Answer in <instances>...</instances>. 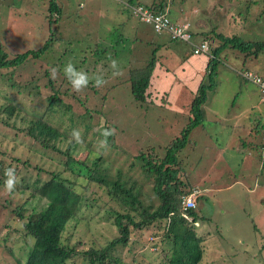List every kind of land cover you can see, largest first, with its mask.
<instances>
[{"label": "rangeland", "instance_id": "obj_1", "mask_svg": "<svg viewBox=\"0 0 264 264\" xmlns=\"http://www.w3.org/2000/svg\"><path fill=\"white\" fill-rule=\"evenodd\" d=\"M50 1L0 0V44L9 55H14L30 49H39L49 41V47L42 56L46 62L57 61V65L62 69L67 63L76 62L79 63L76 66H80V70L86 72V68H92L100 78L106 79L105 83L95 87L96 90H101L98 94L90 89L85 92L68 90L63 99L72 106L76 115L82 114L81 120L77 122L83 125L82 132L86 134L85 140L84 136L80 135L82 140L79 146L76 144L78 147L74 149V157L85 159L90 156L92 159L97 154H102L109 162L112 161L111 172L117 171L118 168H123L124 172L131 169L129 164L132 162V156L138 154L139 150L146 151L154 146L163 153L168 143L181 134L189 121L187 113L173 111L166 102L167 97L157 96L155 91H150L149 100H152V103L137 101L128 80L131 72L136 75L139 71L136 68L145 67L153 57L162 59V63H165L167 56L168 63L174 68L192 53L207 54L211 60L215 57L214 50L222 44L217 36H214L213 32L216 31L229 36L238 35L246 40H264V0H156L164 1L170 6V18L174 9L188 7V10H193L191 16L195 22L192 20V24L189 23V29L191 32H194L193 29H203V33L196 32L194 37L192 35L185 40L172 39L171 32L157 31L152 23L136 16L134 10L138 4L137 0H57L61 11L52 15L49 10ZM200 22H205L206 26ZM50 35L53 37L52 41L49 39ZM204 38L209 41V51L195 53L205 42ZM218 60L217 71L212 80L209 82V69L204 80L205 83L214 84L213 88L208 89V98L204 103L208 112L215 106L220 108L224 102L230 107L231 101L235 99V109L249 103L250 99L244 101L246 89L249 93L259 89L261 96L259 85L244 78L243 72L260 74L257 67H264V52L256 57L242 52L239 48L228 47L219 53ZM100 64H103V68H99ZM240 70L241 75L237 73ZM4 89L7 90L3 92ZM8 91L15 92L0 75V119L3 118L4 121L0 122V150L3 152H0V164L4 167L11 164L15 169L17 188L19 184L33 182L38 177L42 180L48 179L53 171L64 172L63 175L73 180L75 176L64 166L66 157L43 148L35 149L27 139H22L17 132L6 126L15 124L21 127L28 123L29 119L23 111L16 110L12 114L2 111L1 106L7 102ZM88 91L93 98L99 96L98 100L94 102L87 99ZM101 93L108 95L102 115L99 102ZM21 97L23 103L20 105L28 106V100L24 99L23 95ZM101 97L103 99V96ZM178 98L181 101L187 100L185 93L178 94ZM79 99L84 104L80 103ZM87 109L91 112L84 118ZM226 112L234 113L232 109ZM263 116L264 110L263 115L262 111L257 113L258 119H263ZM110 118L113 123L106 125L105 121ZM221 118H224V115L219 116V119ZM83 119L90 125L89 128L84 129ZM213 122L215 121L211 118L208 121L206 119L205 127L193 128L189 136L190 142L181 153L191 182L202 189L194 187L201 191L197 208L202 217L196 223L197 231L203 237L204 255L200 264H264V202L257 201V185L264 182V176L258 168L264 164L263 153L260 150L251 151L252 147L248 143L245 150L242 146L238 147L242 149L240 153L242 152L243 156L232 157V150L227 148L223 154L227 159L220 158V149L213 137ZM217 122L226 125L225 118ZM107 126L112 127L115 135L111 138L113 146H108L107 137L101 135V130H107ZM222 130L225 132L226 128ZM91 132L96 133V136H89ZM243 132L245 131L235 129L236 140ZM257 134L259 135H255L259 143L263 136L261 131ZM91 139V146L96 151L89 155L87 141ZM102 140L106 141L103 146ZM193 141H196V144ZM237 142L232 141V145ZM57 144L66 150L68 140L57 141ZM99 151L101 153H97ZM24 161L30 162V165ZM88 164L92 165L93 160H89ZM243 164H251L257 172V177L243 178ZM24 168L31 174H24ZM135 169L137 168L130 173L144 180L142 170ZM4 170L0 169V175ZM239 179L243 180L236 183ZM0 181L4 182V179L0 177ZM245 185L251 186V189L255 188V191L248 194ZM85 193L87 199H98L92 207L84 204L81 209L84 219L78 223L76 229H72L71 241H84V244L78 247L80 249L91 248L92 243L87 244L88 241L97 240V245H104L120 235L112 218L102 217L106 212L102 206L108 201L104 187H97L92 183ZM15 194L4 186L1 187V196L10 195L12 202ZM142 197L147 204H159L150 185L144 188ZM1 220H4L5 224L0 225V264L23 263L32 240L24 235L22 223L15 214H8L0 208V224ZM163 235L164 232L154 226L133 230L128 244L117 246L115 253L124 263L164 264L169 244L163 241ZM67 264H85V257L72 259Z\"/></svg>", "mask_w": 264, "mask_h": 264}, {"label": "trees", "instance_id": "obj_2", "mask_svg": "<svg viewBox=\"0 0 264 264\" xmlns=\"http://www.w3.org/2000/svg\"><path fill=\"white\" fill-rule=\"evenodd\" d=\"M56 1H50V15L61 11ZM145 6L154 12L167 15L160 4L153 3ZM216 36L222 44L214 50L215 57L208 62L209 82L216 74L218 56L224 49L239 48L242 52L245 51L256 57L264 52V40H246L238 35L229 36L217 31ZM52 38L50 35L51 41ZM48 42L39 49H30L14 55H9L0 44V75L3 76L6 84L15 90V92H7V102L2 104V111L12 114L19 110L29 117L28 123L21 127L15 124H6V126L17 132L16 134L22 139H27L35 149L43 148L66 157L65 169L75 176L71 180L62 174L64 172L53 171L48 179L42 180L38 177L33 182L21 183L19 188L16 186L11 191L16 193L14 202L9 199L10 195L1 196V187L4 186V182L0 181V208L8 214H15L22 223L24 235L32 240L25 261L20 264H67L70 260L81 257H85V264H129L124 263L115 253L117 246L127 245L133 230L152 226L164 232L163 241L169 244V252L164 264H200L204 255L203 237L197 231L196 222L202 216L197 207L188 211L182 208L184 196L189 195L194 186L184 166L181 153L190 142L189 136L192 129L204 124L203 105L208 98V89L213 88L214 84L201 83L191 104L188 123L181 134L168 143L163 153L154 146L146 151L139 150L138 154L132 156V162L129 164L131 169L124 172L123 168H118L117 171L111 172L112 161L109 162V159L102 154H97L92 159L90 156L85 159L74 157V149L79 146V143L72 139V130H79L80 135L84 136V140L86 139V134L82 132L83 125L77 122L81 120L82 114L76 115L72 106L63 99V96L67 95L66 91L73 90L63 69L59 68L57 61L49 63L42 57L49 47ZM75 58L78 59L77 56ZM156 61L157 57H153L145 67L136 68L139 70L136 75L131 72V77L128 78L132 94L137 101L153 102L149 100L151 98L149 88ZM75 63H73L74 66L79 65ZM53 67L56 69L54 76L51 72ZM76 68L79 69L80 66ZM99 68H103V64H100ZM85 71L88 72L90 81L88 86L80 91L85 92L86 89H90L98 94L101 90L95 89L100 86L95 85V78L100 76L92 68H86ZM102 80L106 82L105 78ZM5 90L7 89L3 92ZM88 93L90 96L89 91ZM21 95L30 103L28 106L20 105L23 103ZM89 96L86 95V98L94 102L99 98V96L94 98ZM107 99L108 95L101 93L100 115L104 113ZM79 100L84 104L81 99ZM90 112L91 110L87 109L84 118ZM112 121V118L107 119L105 124L109 125L113 123ZM0 122H4L3 118ZM89 127L90 125L84 120V129ZM106 128L110 132L106 138L107 145L113 146L111 138L115 135L112 127ZM89 136H96V133L91 132ZM62 140H68L66 150L57 144V141ZM88 143L87 147L91 155L96 149L91 146L92 139L88 140ZM0 152L3 153L1 150ZM89 160H93L92 165L88 164ZM24 163L30 165V162L24 161ZM9 167L11 164L5 167L0 164L1 170ZM134 168L142 170L144 180L130 173L134 171ZM23 173L31 174L27 169ZM1 174L4 175V173ZM2 175L0 177L5 179ZM92 183L97 187H104L108 201L102 206L106 211L102 217L112 218L120 235L104 245H97V240L88 241L87 244L92 243L91 248L80 249L78 247L84 244V241H77L78 245L72 242V229H76L78 223L84 219L83 215L81 216L84 204L92 207L97 202L98 198L87 199L85 193ZM147 185L151 186L153 194L159 200L158 206L145 203L142 192ZM108 204L111 205L107 206ZM4 222L1 220L0 225L3 226ZM255 228L259 230L256 226Z\"/></svg>", "mask_w": 264, "mask_h": 264}, {"label": "crops", "instance_id": "obj_3", "mask_svg": "<svg viewBox=\"0 0 264 264\" xmlns=\"http://www.w3.org/2000/svg\"><path fill=\"white\" fill-rule=\"evenodd\" d=\"M187 1V0H186ZM138 3L143 4L142 6L147 7L145 5H151L153 3L160 4L163 7V10L168 13H171V8L168 4H166L164 1L157 2L156 0L151 1H145V0H137ZM149 8V7H147ZM168 8L170 11H168ZM174 14L170 18L173 23L180 24V23H191L193 10H188V7L186 8H179L174 9ZM195 22V20H193ZM197 22V21H196ZM199 23V22H198ZM205 22H200L201 25L206 26L204 24ZM203 30V29H202ZM202 30H194L192 34L195 35L196 32H202ZM203 33V32H202ZM211 33V32H210ZM209 33V34H210ZM214 36L216 35L215 32ZM218 33V31H217ZM221 33V32H220ZM224 34V33H223ZM193 35V37H194ZM163 36V34H162ZM213 36V37H214ZM205 40V38H204ZM203 41V40H202ZM219 41V39H218ZM209 43V41L207 40ZM167 45L166 43H162ZM210 45V44H209ZM211 47V46H210ZM258 57V56H257ZM162 59H158L156 61V65L153 71V76L151 78V85L149 88V91H155V94L157 96L162 95L163 97H167L166 102L169 103L170 108H172L173 111L182 113H187L190 116L191 113V104L194 99L195 93L198 92V89L200 87V84L204 82L206 71L208 70V62L210 60V57L207 54L202 55H195L191 54L188 55L185 60L180 62L179 65H177L175 68L172 67L168 61L166 56L165 63H162ZM257 72L260 73L261 76H264V67L258 66ZM241 71H237L239 75H241ZM241 77V76H240ZM185 93V97H187V100L181 101L180 98H178V94ZM247 99H250V102L247 104H242L239 106L238 109H235L236 106V99L232 100L229 105L224 102V105L219 108L218 106H215V108H210L209 112L206 110L205 106L203 105L204 113H205V121L207 119L214 120V133L213 137L217 141V147L220 149L218 156L222 159H227L224 154V149L230 148L232 150L233 156L232 157H241L243 156L242 149H239L238 147L242 146L245 150L247 144L252 147L251 151L253 150H260L263 153V159H264V138L263 136V125H264V118H257V113L264 110V105L261 100V96L259 93V89H256V91L248 92V89L245 90L244 93V101ZM233 110V114L227 113L226 110L230 111ZM224 115V118L226 119V125L219 124L217 120L219 119V116ZM262 117V116H261ZM264 117V116H263ZM204 121L203 127L206 126V123ZM201 126V125H200ZM212 128V127H211ZM226 128L225 132H223L222 129ZM239 129L243 132L240 137H238V140H236L234 136L235 129ZM262 132V141L258 143L256 135L257 132ZM222 134V136H221ZM256 134V135H255ZM229 136V137H228ZM223 139V140H221ZM232 141H238L236 145H232ZM194 144H196V141H193ZM243 178L249 177L250 179L257 177V172H255V168L251 164H243ZM260 168L261 174L264 176V164H262L258 167ZM243 179H239L236 181V183H241ZM193 184V182H192ZM194 187L200 186L193 184ZM231 186V185H230ZM247 188V193L250 194L253 191H255V188H250L251 186L245 185ZM257 193H258V200L257 201H263L264 202V182L258 183L257 185ZM202 190V189H201Z\"/></svg>", "mask_w": 264, "mask_h": 264}, {"label": "built area", "instance_id": "obj_4", "mask_svg": "<svg viewBox=\"0 0 264 264\" xmlns=\"http://www.w3.org/2000/svg\"><path fill=\"white\" fill-rule=\"evenodd\" d=\"M136 6L137 7L134 10V14L136 16H141L145 21L152 23L157 31H170L173 39H185L192 37V32L189 29V23L175 24L165 13L154 12L150 8L144 7L142 5ZM200 51H202L203 53H207L209 51V45L207 41H205L200 46V48L198 47L195 50V53H200ZM243 77L259 85L261 92V100L264 105V77L257 73L255 75L250 71H244ZM198 195L199 189L195 188L189 195L184 196V199L182 201V208L184 211L189 209H195L197 207Z\"/></svg>", "mask_w": 264, "mask_h": 264}, {"label": "clouds", "instance_id": "obj_5", "mask_svg": "<svg viewBox=\"0 0 264 264\" xmlns=\"http://www.w3.org/2000/svg\"><path fill=\"white\" fill-rule=\"evenodd\" d=\"M113 67H115V64H113ZM51 72H52V75L54 76L56 73L55 67H53L51 69ZM63 72H64L65 77L69 81L73 90L78 92L81 89L88 86L89 81H90L89 75L82 70H78L71 62H69L65 65V67L63 68ZM102 83H103V80L97 76L95 78V85L99 86ZM109 134H110V132L108 130H103V129L101 130V135L103 137H107ZM263 135H264V132H263ZM71 137L75 142L80 143L81 137H80L79 130L73 129L71 132ZM104 143H106V141L102 140L101 145L103 146ZM4 177H5L4 187L9 192H11L18 182V178L16 176L15 169L12 167L6 168L4 170ZM197 205H198V198H197ZM198 222L199 221H197L196 223H198Z\"/></svg>", "mask_w": 264, "mask_h": 264}, {"label": "bare ground", "instance_id": "obj_6", "mask_svg": "<svg viewBox=\"0 0 264 264\" xmlns=\"http://www.w3.org/2000/svg\"><path fill=\"white\" fill-rule=\"evenodd\" d=\"M130 6V5H129ZM136 6V5H135ZM132 9H133V7H132ZM131 10V9H130ZM134 15V14H133ZM169 33H170V31H169ZM191 38V37H190ZM173 39V38H172ZM185 40V39H184ZM189 40V39H188ZM196 47V46H195ZM210 49V48H209ZM197 207H198V205H197ZM188 211V210H187Z\"/></svg>", "mask_w": 264, "mask_h": 264}]
</instances>
